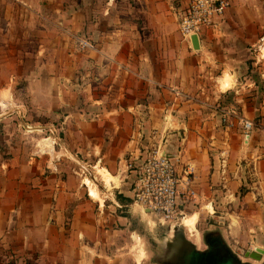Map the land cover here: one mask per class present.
<instances>
[{
	"label": "crops",
	"instance_id": "1",
	"mask_svg": "<svg viewBox=\"0 0 264 264\" xmlns=\"http://www.w3.org/2000/svg\"><path fill=\"white\" fill-rule=\"evenodd\" d=\"M190 1L0 0V48L49 64L29 77L28 110L18 112L33 119L15 125L21 136L0 135V264H142L127 249L146 229L161 264L168 238L203 235L188 237V219L198 225L203 211L217 225L244 175L264 180V0H228L220 28L203 29L196 47L179 29ZM79 35L94 49L78 51ZM232 102L255 124L248 141ZM158 147L192 174L201 208L185 219L189 233L133 200L127 163ZM250 194L235 215L264 224Z\"/></svg>",
	"mask_w": 264,
	"mask_h": 264
},
{
	"label": "rangeland",
	"instance_id": "2",
	"mask_svg": "<svg viewBox=\"0 0 264 264\" xmlns=\"http://www.w3.org/2000/svg\"><path fill=\"white\" fill-rule=\"evenodd\" d=\"M27 50L28 49H26L25 47L0 48V135L2 134L6 135L5 133H7L9 130H10L9 132H16L15 125H17L20 122L22 123L33 119L32 117H29V120H27L28 116L25 113L26 110H28L27 104L30 102L28 94L26 92V87L29 82V77H31L32 74H34L36 71L44 68V66L46 70V66L49 67V64L38 61V58H34V59L31 58L32 57L31 55L28 56L26 54ZM35 54H37L36 51ZM259 99L262 100L263 98L259 97ZM231 104H233L232 110H235L237 115L238 113L242 115L241 111L238 112L236 110L237 108L235 102H232ZM19 111H25V112L20 114L19 116L18 114ZM30 113L32 112L30 111ZM220 115L222 116V120L224 122L226 115L223 112H221ZM35 117H36L35 120L40 122V125H43L45 121L44 119H42V117L43 118L45 117L43 115L40 116L36 115ZM261 117L264 119L263 116ZM236 118L238 119L239 117L236 116ZM1 121H6V122L8 121V123L5 124ZM38 130L39 129H37V131ZM16 133H19V136H21L19 130ZM42 137H46V135L39 134V138ZM50 142L52 143L53 141L50 140ZM43 144L47 148H51L49 143L45 142L44 140L43 142H41L40 145ZM99 183L101 182L99 181ZM242 185L243 186L239 191L240 197H238L235 202H231V203L225 202L223 204L225 209L223 210L219 209V211L215 215V216H221L220 213L223 212L224 213L223 217L226 220H220V223H217V225H214L213 223L211 224L209 220L206 221L203 220L204 217H206L205 216L206 214L202 211L200 214L198 225H196L197 224L196 222L193 231H190L189 233L188 231L189 228L186 227L185 225L184 226L177 225L176 229L183 231L184 233L188 232L189 233L188 237H190V235L195 232L204 234L211 231H219L222 234V236L227 238V240H229L233 245H236L237 248L241 249V252L239 250H235L237 253L240 254L252 253L257 249L264 250V224L257 223V221L255 220H249V219L246 220L244 219L243 215H240L241 219H239V217H237L238 215H235V214H239L240 210H242L241 207L243 200L242 197H244L245 194L251 193L250 197H252L253 200L260 201V199H262L263 207H264V180H262V176L259 177L256 174L250 173L248 175H244ZM228 188L229 187L221 188L220 194L222 195V197L225 198V195L227 196ZM258 192H260L259 195L257 194ZM200 208H201L200 204H196L195 202H193V204L191 205L188 204V208L186 210V217H184L183 224L185 222V219L191 218L195 213H198L200 211ZM232 216L233 219L237 221V223H235V227H232V230L234 231L230 232L229 222H228L229 220L227 219H230ZM154 234H156V231L151 232L149 229H146L141 233V239L135 236L133 242L130 241L128 246L129 249L132 246L131 251L127 249L128 253H130V257L139 254L143 258L142 264H155L153 263L154 261H152L150 255V252L155 249L153 243V237H155L156 235ZM190 239L193 238L190 237ZM172 240L173 238H168L166 242L167 244L164 246L167 250L170 249V246L172 245L170 241ZM235 241L237 243H235ZM161 246H162V242H161ZM245 261L247 262L250 260H245ZM252 263L262 264L263 262L254 261Z\"/></svg>",
	"mask_w": 264,
	"mask_h": 264
},
{
	"label": "built area",
	"instance_id": "3",
	"mask_svg": "<svg viewBox=\"0 0 264 264\" xmlns=\"http://www.w3.org/2000/svg\"><path fill=\"white\" fill-rule=\"evenodd\" d=\"M230 7L228 0H191L179 20V29L185 40L198 38L203 29H219L221 20ZM78 51L94 49L92 41L84 35L76 38ZM176 97L187 99L178 90ZM243 136L246 141L255 129L252 120L241 118ZM133 200L159 225L176 228L183 225L186 207L195 202L192 174L187 168L180 175L174 159L161 148L150 150L140 162L127 163ZM85 173V172H84Z\"/></svg>",
	"mask_w": 264,
	"mask_h": 264
},
{
	"label": "flooded vegetation",
	"instance_id": "4",
	"mask_svg": "<svg viewBox=\"0 0 264 264\" xmlns=\"http://www.w3.org/2000/svg\"><path fill=\"white\" fill-rule=\"evenodd\" d=\"M188 239L177 233L170 249H162L157 256L161 264H254L247 253L231 250L217 233H206ZM250 260V261H245ZM264 264V257L261 261Z\"/></svg>",
	"mask_w": 264,
	"mask_h": 264
},
{
	"label": "water",
	"instance_id": "5",
	"mask_svg": "<svg viewBox=\"0 0 264 264\" xmlns=\"http://www.w3.org/2000/svg\"><path fill=\"white\" fill-rule=\"evenodd\" d=\"M192 41L194 43V46L196 47L197 38L193 37ZM248 254H249L250 258L261 262L263 260V257H264V250L257 249L256 251H254L252 253H248Z\"/></svg>",
	"mask_w": 264,
	"mask_h": 264
},
{
	"label": "bare ground",
	"instance_id": "6",
	"mask_svg": "<svg viewBox=\"0 0 264 264\" xmlns=\"http://www.w3.org/2000/svg\"><path fill=\"white\" fill-rule=\"evenodd\" d=\"M225 85H227V82H225ZM4 103V102H3ZM45 142H47V143H49V145L52 147L53 146V142L51 143L50 142V140H44ZM43 142V141H42ZM40 146H44V147H46L44 144L43 145H40ZM43 147V148H44ZM108 178V176H105V178ZM106 178V179H107ZM110 178V177H109ZM107 183H109L108 182V179H107ZM196 222H197V218H196V216H194L193 218H191V219H188L187 221H186V225L187 226H189L190 228H191V230L193 231V229H194V227H195V224H196ZM137 255V254H136ZM138 259H140L139 257H138Z\"/></svg>",
	"mask_w": 264,
	"mask_h": 264
}]
</instances>
